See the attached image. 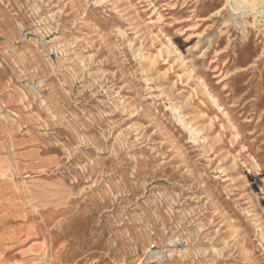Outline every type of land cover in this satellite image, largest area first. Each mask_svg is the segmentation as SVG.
I'll return each mask as SVG.
<instances>
[{"label": "rangeland", "instance_id": "1", "mask_svg": "<svg viewBox=\"0 0 264 264\" xmlns=\"http://www.w3.org/2000/svg\"><path fill=\"white\" fill-rule=\"evenodd\" d=\"M233 5L0 0V184L37 264H264V17Z\"/></svg>", "mask_w": 264, "mask_h": 264}, {"label": "crops", "instance_id": "2", "mask_svg": "<svg viewBox=\"0 0 264 264\" xmlns=\"http://www.w3.org/2000/svg\"><path fill=\"white\" fill-rule=\"evenodd\" d=\"M4 190L0 184V263L19 261L37 264L47 253V244L43 247L44 241L36 240L38 233L34 227L21 223L15 199L5 194Z\"/></svg>", "mask_w": 264, "mask_h": 264}, {"label": "bare ground", "instance_id": "3", "mask_svg": "<svg viewBox=\"0 0 264 264\" xmlns=\"http://www.w3.org/2000/svg\"><path fill=\"white\" fill-rule=\"evenodd\" d=\"M234 5H233V11L239 13L241 12L242 14L245 13V10H248L249 8H251V10H255L256 14L262 15L264 17V0H233ZM260 10V11H259ZM244 15V14H243ZM177 242L174 243L173 246H176ZM175 250H170V254L174 253ZM170 256V255H169ZM152 258V257H151ZM159 260H161V258H158ZM157 258L154 259H150L149 262L152 263L158 260Z\"/></svg>", "mask_w": 264, "mask_h": 264}, {"label": "built area", "instance_id": "4", "mask_svg": "<svg viewBox=\"0 0 264 264\" xmlns=\"http://www.w3.org/2000/svg\"><path fill=\"white\" fill-rule=\"evenodd\" d=\"M0 264H11V263H7V262H1Z\"/></svg>", "mask_w": 264, "mask_h": 264}]
</instances>
